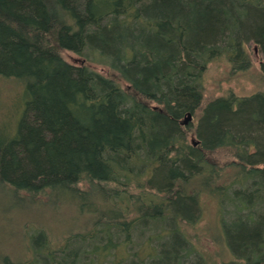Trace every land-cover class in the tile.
Wrapping results in <instances>:
<instances>
[{
	"label": "trees",
	"instance_id": "16d2710c",
	"mask_svg": "<svg viewBox=\"0 0 264 264\" xmlns=\"http://www.w3.org/2000/svg\"><path fill=\"white\" fill-rule=\"evenodd\" d=\"M251 44L264 77V0H0V189L75 220L0 264H209L185 229L202 194L222 264H264V91L203 97L215 62L246 77Z\"/></svg>",
	"mask_w": 264,
	"mask_h": 264
},
{
	"label": "rangeland",
	"instance_id": "374dc122",
	"mask_svg": "<svg viewBox=\"0 0 264 264\" xmlns=\"http://www.w3.org/2000/svg\"><path fill=\"white\" fill-rule=\"evenodd\" d=\"M246 49L252 61V68L245 75L246 77L228 76V67L223 62H215L209 66L203 80L205 103L216 97L224 96L229 91L239 97L264 91V77L258 73L260 56L257 54L254 45L251 44ZM65 57L73 63H80L81 60L72 54H67ZM89 67L104 76L117 80L123 87L126 86L116 74H113L106 67L97 64H89ZM4 93L7 95L9 92L7 93L4 89L2 96ZM199 116L200 114L197 112L191 119L193 127H195ZM193 129L187 134V141L190 144L195 142ZM214 159L218 160L220 165L218 167L221 169L224 167V171H229V168L225 166L229 165L228 163L231 161L229 153L218 152ZM201 199L202 212L199 223L185 228L187 234L197 249L204 254L209 264L228 262L230 256L219 233L217 202L214 197L205 194H202ZM15 205L16 202L10 199L7 191L0 189V257L7 256L11 260L21 259L24 253L26 254L25 260L27 259L26 247L28 238L34 231L32 229L45 230L50 235L51 240L55 242L57 237L68 231L71 222L75 221L74 213L67 211V209L50 212L48 209L32 210L28 207L31 212H21L14 210ZM86 221V217H81L79 225H83Z\"/></svg>",
	"mask_w": 264,
	"mask_h": 264
},
{
	"label": "water",
	"instance_id": "95a60500",
	"mask_svg": "<svg viewBox=\"0 0 264 264\" xmlns=\"http://www.w3.org/2000/svg\"><path fill=\"white\" fill-rule=\"evenodd\" d=\"M190 120H191V116H190L189 114H187L186 119H184V120L181 122V124H182V125H186V124H187V121H190ZM194 145H195V143H194Z\"/></svg>",
	"mask_w": 264,
	"mask_h": 264
}]
</instances>
